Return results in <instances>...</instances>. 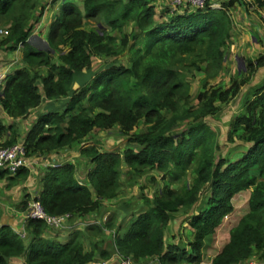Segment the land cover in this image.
Masks as SVG:
<instances>
[{
    "label": "trees",
    "instance_id": "trees-1",
    "mask_svg": "<svg viewBox=\"0 0 264 264\" xmlns=\"http://www.w3.org/2000/svg\"><path fill=\"white\" fill-rule=\"evenodd\" d=\"M242 3L224 0L214 7L208 1L204 9L167 8L158 13L152 0H54L60 9L48 28L45 50L33 43L31 35L46 5L41 0H0V27L8 31L0 34L3 50L21 48L29 67L48 68L45 77L32 75L29 67L7 75L0 108L13 121L7 124L0 118V148L24 140L28 157H42L88 141L94 130L120 127L130 133L123 151H101L96 144L82 147L81 155L90 163L85 180L76 177L73 163L49 167L39 191L47 213L85 217L103 212L107 202L123 192L122 166L135 175L148 170L162 174L164 184L152 196L141 195L137 209L126 202L120 207L131 213L124 232L114 236L120 263L122 258L135 263L157 257L160 264H201L206 239L234 212V197L247 190V211L230 228L228 240L210 264H245L253 256L264 260V82L229 122L227 141L236 145L231 155L220 151V136L206 121L237 98L264 67L261 54L245 59V70L231 77L228 85L207 84L225 69L233 41L230 11ZM257 4L264 6V0ZM89 20L104 23L110 31L87 29ZM57 52L59 62H54ZM124 52L127 62L95 70L98 57ZM202 65L207 83L195 104L188 74L202 71ZM62 97H68L62 111L41 113L20 140L16 120L44 99ZM140 123L145 130L137 131ZM180 126L182 130L176 131ZM30 174L26 167L15 174L0 168V181L11 187ZM206 189L209 194L204 198ZM23 202L26 207L29 200ZM181 212L187 214L189 248L167 242L169 226ZM116 224L113 212L105 223L87 231L102 233ZM47 226L29 218V243V237L22 238L11 225L1 226L0 264H11L16 257H23L24 264H88L110 257L107 250L98 253L96 244L86 249L84 231H75L66 243L46 239Z\"/></svg>",
    "mask_w": 264,
    "mask_h": 264
},
{
    "label": "crops",
    "instance_id": "crops-1",
    "mask_svg": "<svg viewBox=\"0 0 264 264\" xmlns=\"http://www.w3.org/2000/svg\"><path fill=\"white\" fill-rule=\"evenodd\" d=\"M224 0H213L212 3L214 7H220L221 2ZM258 0H244L242 4H236L233 8H231V17L233 20V29L232 36L233 41L227 48V62L231 61V69H234L235 75L242 73L244 69H240L242 66L245 68V59L254 60L261 54H264V6H259L257 4ZM42 2V1H41ZM248 4V6L245 5ZM43 4V3H42ZM152 4L156 7L158 13L164 11L169 8V0H152ZM45 5V4H43ZM48 7L46 6V9ZM44 17H50V21L44 24V29L38 24L35 25L31 37H40L43 42L46 41L48 28L59 13L60 4H55L50 12L46 11ZM57 10V11H56ZM195 9H191L193 11ZM56 11V13H52ZM181 10L179 12H183ZM50 23V24H49ZM40 26V27H39ZM129 27L127 30H130ZM2 37L0 36V71H6L7 73H12L18 68L29 67V65L23 59L22 49H18L16 51H8L3 50L1 46ZM35 45L39 46L37 43L33 42ZM40 47V46H39ZM54 58L57 57L58 61L53 57L54 62H59L58 52L54 54ZM226 62V63H227ZM226 67V66H225ZM31 70V74H35L37 72L40 77H45L48 73V68L41 67H29ZM264 80V67L259 69L258 72L253 76L251 82L248 84L249 86L254 87L257 83ZM230 81V79H229ZM264 82V81H263ZM76 87V85L74 86ZM254 90H251V93H248L249 96H252ZM68 97H62L59 99H44L41 106L37 108H33L30 113L25 118H19L16 120L18 127L19 139H23L26 133L32 128V126L36 123L38 116L47 112L48 110H60L62 111L63 105L67 101ZM0 118L3 119L5 123H9L13 121L8 114L0 108ZM22 122V123H21ZM116 128V127H115ZM95 131V130H94ZM92 131L89 137H87L88 141L83 139L76 143H74L70 147H66L61 150L54 151L51 154L42 156V157H32L33 161L32 166L30 167V176L23 181H20L19 184L7 187V181H0V227L3 225H11L16 231H25L29 237L28 243L31 240L30 231L27 228V215L26 207H24L25 200H30V194L32 192H39L41 190V177L46 173L49 167L54 165H62L65 163H73L75 164L76 160H81L83 155H81V149L87 143H97L96 141L101 140L102 132H99V137H92ZM92 138V139H91ZM101 150V149H100ZM103 151V150H101ZM87 158V157H86ZM76 165V164H75ZM90 166L89 159L87 164V171ZM78 169V166H77ZM87 175V172H86ZM76 177L81 179L78 172L76 173ZM83 177V176H82ZM85 180V179H82ZM26 194H29L27 196ZM115 201V200H114ZM114 201L107 202L108 204H113ZM106 205V206H107ZM132 212V210H131ZM109 213V217L111 215L110 211H107V207L103 212H97L85 217H73L67 223H65L62 227H53L47 226L46 230L43 232V237L49 240H54L59 243H66L71 239L75 231H84V244L86 249H91L94 245H97V251L100 253L102 250H107L110 253V257L107 259L96 258L97 260L104 261L106 264H121L120 263V255L117 253L115 244H114V236L116 232H124V228L131 221V213L122 212V210L117 213V224L113 229L105 228L102 233H95L94 231H87V227L96 226L100 219L104 216V214ZM125 218V220H124ZM176 218L170 224L171 231L173 228V236H170L171 241L177 242L180 244L179 234L177 235L179 230L174 233V229H177V226L180 224H175ZM123 222V223H122ZM186 222V221H184ZM183 222V223H184ZM175 224V225H173ZM188 225V223H186ZM175 226V227H174ZM167 232V236H168ZM108 235L111 236L109 240H107ZM183 244V243H181ZM187 246V245H182ZM205 259V258H204ZM211 262V261H210ZM203 261L201 264H204ZM11 264H24L23 257H16L11 260ZM134 264H160L159 259L157 257H145L136 261ZM186 264V263H183Z\"/></svg>",
    "mask_w": 264,
    "mask_h": 264
},
{
    "label": "rangeland",
    "instance_id": "rangeland-1",
    "mask_svg": "<svg viewBox=\"0 0 264 264\" xmlns=\"http://www.w3.org/2000/svg\"><path fill=\"white\" fill-rule=\"evenodd\" d=\"M43 4H45L48 8L46 11L50 12L53 8L54 0H41ZM40 11V7H38L36 13ZM57 11V10H56ZM56 11L52 12L53 14L56 13ZM45 15V12H44ZM42 16L39 25L43 27L44 29V24L47 23V21H50V17H44ZM50 24V23H49ZM39 26V27H40ZM106 29V31H110V28L107 27L104 23L96 22V20H89L87 21L86 28L87 29H100V28ZM129 26L126 27L128 29ZM117 35L118 32H116ZM32 41L37 43L40 48L48 50V44L47 41L43 42L40 37H31ZM20 49V48H19ZM56 54V53H54ZM54 58V55H53ZM55 60L58 61L57 57L54 58ZM128 60V54L127 52L121 53L119 55H113V56H100L96 59L98 63L95 64V70L103 68L105 65L111 63V64H121L124 62H127ZM231 61H228L226 63V67L222 74L218 75L214 79H209L208 83L206 81V74H205V65H202V71L196 70L192 73L188 74V80L190 81V93L192 95V103L194 102L195 104L197 103L196 95L199 91L202 90L203 85L207 83L209 86L213 87H223L228 85L229 79L233 77L234 69H231ZM240 69H244V66H242ZM264 81V80H263ZM263 81L257 83L254 85V87L246 85L242 87V92L238 95L237 98L234 100H231L229 103H226L222 105L221 111L216 114L215 116L208 117L206 118V121L218 132L220 136V141H221V149L220 151L222 153L231 155L232 151L235 150V144L229 143L227 141V133L229 130V122L230 120L237 114H239L242 109L244 108V102L246 97L248 96V93H251V90L258 88ZM211 87H209L210 89ZM22 123V122H21ZM144 124L140 123L139 126L137 127V131H143L145 130ZM182 130V126L178 127L176 131ZM99 132H102V138L101 140H97V143H87L86 145L89 144H96L99 149L103 151H123L126 146V141L130 133H127L123 131L120 127L112 128L109 130H102L98 131L95 130L92 133V137L98 136L99 137ZM92 139V138H91ZM85 157V156H83ZM76 166H78L77 172L81 176L79 180L85 179L86 178V172H87V164H88V158L85 157L82 158L81 160H76L75 162ZM122 180H123V192L121 190V195L118 199H115L113 204H108L107 211H110L111 214L113 212L118 213L120 211L121 205L126 202V203H132V208L135 209L139 204H137V200L140 199L141 195H146V196H152L155 194L156 191L161 187V185L164 184V180L162 178V174H160L158 171L155 170H148L143 172L142 174L135 175L131 169H129L127 166H122ZM134 174V175H133ZM83 176V177H82ZM154 177V178H153ZM173 186H177V184H174ZM249 193L250 190L243 191L236 195L233 199L234 205H235V210L232 214L228 215L225 218V222L222 225V227L211 237H208L206 239V245L204 247V264H210V261L214 257V255L218 252V250L225 244V242L229 238V231L230 228L240 219V217L247 211V202L249 198ZM206 195H204V198L209 194V189L205 190ZM204 202V201H203ZM200 204V203H199ZM135 206V207H134ZM137 209V208H136ZM176 222L175 224H180L177 226V229H174V233L177 235L179 234V237L181 239L180 245H187L189 242L190 238V228L186 224V217L187 214L185 213H179L176 215ZM125 220V218H124ZM184 222V223H183ZM123 223V222H122ZM173 224V225H175ZM175 227V226H174ZM173 228L172 230L168 232L167 236V242L171 241L172 238L170 236H173ZM111 238L110 235H108L107 240ZM29 238L27 239V241ZM183 243V244H181ZM183 247V246H182ZM187 247V246H186ZM189 248V247H188Z\"/></svg>",
    "mask_w": 264,
    "mask_h": 264
},
{
    "label": "built area",
    "instance_id": "built-area-1",
    "mask_svg": "<svg viewBox=\"0 0 264 264\" xmlns=\"http://www.w3.org/2000/svg\"><path fill=\"white\" fill-rule=\"evenodd\" d=\"M208 1L213 0H169V8L171 11H181L184 9H204ZM214 6V4H212ZM8 31L0 27V34L5 35ZM8 73L0 71V94L2 93ZM33 159L27 156V150L23 141L16 142L12 145L0 148V168L8 169L12 174H15L21 167L30 168L33 164ZM35 162V161H34ZM27 218L43 220L48 226L62 227L69 221L72 214L65 213L63 215L51 216L47 213L42 201L37 195L33 196L26 209ZM108 219V215L103 217V221ZM22 238L27 236L25 231H17ZM88 264H106L104 261L93 260ZM121 264H134L131 258H122ZM245 264H264V260L256 256L249 258Z\"/></svg>",
    "mask_w": 264,
    "mask_h": 264
},
{
    "label": "clouds",
    "instance_id": "clouds-1",
    "mask_svg": "<svg viewBox=\"0 0 264 264\" xmlns=\"http://www.w3.org/2000/svg\"><path fill=\"white\" fill-rule=\"evenodd\" d=\"M8 74H9V73H8ZM19 142H20V141H19ZM23 142H24V140H23ZM24 143H25V142H24ZM31 158H32V157H31ZM33 160H34V159H33ZM34 161H35V160H34ZM26 168H28V167H26ZM29 169H30V168H29ZM35 195H37L38 198H39V192H37V191H36V192H32V193L30 194L31 198H30L29 202L32 200L33 196H35ZM39 199H40V198H39ZM29 202H28V204H29ZM71 214H72V213H71ZM62 215H63V214H62ZM105 215H108V219H109V213L104 214V216H105ZM104 216H103V217H104ZM73 217H74V216H73V214H72V216H71L70 219H72ZM103 217H102V219H100L99 222L97 223L98 225L103 224V223H105V222L108 220V219H107L106 221H103ZM70 219H69V220H70ZM14 230H15V229H14ZM15 231H16V230H15ZM16 232H17V231H16ZM17 233H18V232H17ZM18 234H19V233H18ZM26 234H27V232H26ZM27 236H28V235H27ZM27 236H26L25 238H27ZM96 260H97V259H96Z\"/></svg>",
    "mask_w": 264,
    "mask_h": 264
}]
</instances>
